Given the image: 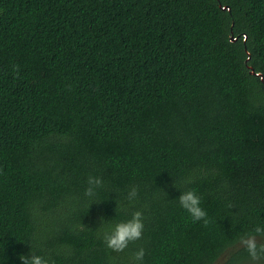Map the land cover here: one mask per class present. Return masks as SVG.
<instances>
[{"label": "trees", "instance_id": "1", "mask_svg": "<svg viewBox=\"0 0 264 264\" xmlns=\"http://www.w3.org/2000/svg\"><path fill=\"white\" fill-rule=\"evenodd\" d=\"M250 67L264 76V0H0V264H133L141 247V264H264L238 242L264 226ZM136 211L142 239L108 249Z\"/></svg>", "mask_w": 264, "mask_h": 264}, {"label": "clouds", "instance_id": "2", "mask_svg": "<svg viewBox=\"0 0 264 264\" xmlns=\"http://www.w3.org/2000/svg\"><path fill=\"white\" fill-rule=\"evenodd\" d=\"M103 183V177L89 175L85 196H94L96 189L102 187ZM138 194V188L132 187L128 192V201H135ZM178 201L180 206L189 213L193 222L203 221L205 227L211 223L208 213L201 206V197L195 190L181 192ZM143 221V213L136 211L132 214L131 219L116 223L105 230L103 232V241L106 247L113 252H124L130 243L142 239L145 227ZM258 237H264V226L257 225L251 232L241 234L238 237L239 244L244 247L253 262L264 260V243L258 242ZM145 255V249L141 247L133 254V264H141ZM20 259L22 264H55V261L51 257L36 255L33 251L29 256L22 255Z\"/></svg>", "mask_w": 264, "mask_h": 264}, {"label": "water", "instance_id": "3", "mask_svg": "<svg viewBox=\"0 0 264 264\" xmlns=\"http://www.w3.org/2000/svg\"><path fill=\"white\" fill-rule=\"evenodd\" d=\"M220 7H221L222 9H224V10H226V9H230V8L227 7V6H226V7H223V6L220 5ZM236 40H237V38H234V37L232 36V41H236ZM250 69H251V74L260 77L261 80L264 81V76H263L261 73H256L255 70H254L252 67H250Z\"/></svg>", "mask_w": 264, "mask_h": 264}, {"label": "rangeland", "instance_id": "4", "mask_svg": "<svg viewBox=\"0 0 264 264\" xmlns=\"http://www.w3.org/2000/svg\"><path fill=\"white\" fill-rule=\"evenodd\" d=\"M223 263V259L220 261V264H222ZM253 264V263H252Z\"/></svg>", "mask_w": 264, "mask_h": 264}]
</instances>
